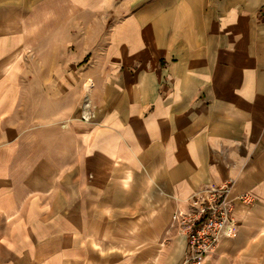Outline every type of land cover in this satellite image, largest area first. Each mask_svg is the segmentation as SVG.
Here are the masks:
<instances>
[{"label":"crops","instance_id":"1","mask_svg":"<svg viewBox=\"0 0 264 264\" xmlns=\"http://www.w3.org/2000/svg\"><path fill=\"white\" fill-rule=\"evenodd\" d=\"M226 182L200 264H264V0H0V264H185Z\"/></svg>","mask_w":264,"mask_h":264},{"label":"built area","instance_id":"2","mask_svg":"<svg viewBox=\"0 0 264 264\" xmlns=\"http://www.w3.org/2000/svg\"><path fill=\"white\" fill-rule=\"evenodd\" d=\"M81 118L89 121L94 112L89 111V103L84 105ZM233 184L226 182L209 187L204 193L194 194L189 199L191 210L188 213L175 212L171 224L186 239L185 264H200L218 247L222 238L228 235V227L234 225L232 214L235 203L252 204L247 193L232 196Z\"/></svg>","mask_w":264,"mask_h":264}]
</instances>
